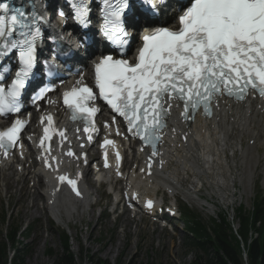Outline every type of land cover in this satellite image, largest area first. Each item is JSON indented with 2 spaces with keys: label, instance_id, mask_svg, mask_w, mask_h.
I'll return each mask as SVG.
<instances>
[{
  "label": "snow or ice",
  "instance_id": "1",
  "mask_svg": "<svg viewBox=\"0 0 264 264\" xmlns=\"http://www.w3.org/2000/svg\"><path fill=\"white\" fill-rule=\"evenodd\" d=\"M98 2L103 21L101 33L123 52L131 39L125 19L129 0ZM90 3L91 0H72L73 19L82 27L90 23ZM143 3L157 14L163 0H143ZM181 7L184 10L177 30L160 26L143 34L134 64L111 55L95 64L99 98L123 117L129 133L138 137L145 147H151L152 156L158 155L157 145L172 108L171 103L165 107V97L169 102L183 103L181 117L185 120L193 118L201 108L210 116L213 101L221 96L243 102L252 91L264 98V0H188ZM9 12L10 6L0 3V13H3L0 15V55L7 57L15 50L17 70L6 90L3 81L11 69L0 66V115L20 111L19 97L33 74L43 21L38 14L20 8L11 10L10 15ZM80 83L77 81V85ZM63 98L73 111L72 118L76 119V113L83 114L86 125L98 111L87 106L97 98L87 85L74 86L63 93ZM48 123L51 124L50 116ZM23 126L22 121L16 120L0 132V149L5 155L18 143ZM84 131L89 132V126ZM48 133L46 127L41 148L49 139ZM59 135L64 138V131ZM112 143L106 139L101 147ZM67 155L75 154L69 150ZM45 166H51L47 158ZM105 166H108L107 160ZM58 180L67 182L80 195L76 179L60 175ZM146 207L151 208L152 202L148 201Z\"/></svg>",
  "mask_w": 264,
  "mask_h": 264
},
{
  "label": "rangeland",
  "instance_id": "2",
  "mask_svg": "<svg viewBox=\"0 0 264 264\" xmlns=\"http://www.w3.org/2000/svg\"><path fill=\"white\" fill-rule=\"evenodd\" d=\"M262 153L263 150H260V155ZM261 170L262 164H259L252 180L247 181L245 179L244 184L241 185L237 181L238 187L234 190L236 196L234 194L235 197L228 202H223L220 198L221 201H219L218 198L214 197L213 200L216 205L213 207H209L206 202L200 201H190L188 205L208 220L211 216L215 217L221 208L224 209L226 212H223L227 215L225 221L231 224L230 227L233 231L238 228L237 222L234 221L235 210L239 205L249 210L256 190L264 189ZM18 177L15 173L11 180L14 181V186L11 189H7L5 181L0 178V216L4 212L7 213L10 224L34 223L32 233L29 234L28 238H18L27 251L24 258L25 264H52L53 258L46 256V252L51 250L58 253L62 250L59 236V231L62 228L67 231L68 247L73 253L75 264H92L90 259L86 257H90L94 261L97 259L106 261L107 264H190L194 258L193 253L184 247V229L178 219H171L166 222L157 220L155 222V219L140 216V220L141 218L142 220L136 221L133 216L131 219L128 218L131 214L127 212L122 218L121 216L115 218V213H111V208H108L109 203L107 204V201L109 202V199L106 200L95 193L94 198L98 199L97 205L86 207L87 210L85 211L77 210L73 216L65 215L64 211H61L60 214L65 223L60 222L58 224V222L51 220L48 210L47 212H42V208L40 209L41 212L40 210L34 211V209L28 210L31 197H33L32 194L39 191L37 188L40 185L38 183L36 190L33 191L30 186L34 181L30 177L26 180V175L24 177L25 186L28 187V193H26V187H20L19 182H16ZM21 181L23 182V179ZM16 188H19L20 192L25 188L26 191L23 192L26 194L21 195ZM99 191L103 192V189ZM209 192L210 190L206 187L197 196L208 200ZM200 203L207 205V207L201 206ZM42 205H44V199L37 201L38 207ZM124 217L128 219L127 224L122 222ZM161 225H165V228Z\"/></svg>",
  "mask_w": 264,
  "mask_h": 264
},
{
  "label": "bare ground",
  "instance_id": "3",
  "mask_svg": "<svg viewBox=\"0 0 264 264\" xmlns=\"http://www.w3.org/2000/svg\"><path fill=\"white\" fill-rule=\"evenodd\" d=\"M176 124V116L171 113L168 130L163 134L164 137L160 145L164 161L162 169L158 173L156 172L154 177L141 172L127 173L126 187H136L145 194L143 196L135 190L126 192L132 196V202L136 206L137 213L134 214V219L139 212L155 216L149 213H153L152 211L156 209V202L152 205V210L144 211L141 208L146 207L148 201H152L151 198L156 193V186L170 189L173 194L177 190L188 199L195 201L194 195L200 192L199 185H208L211 195L216 194L223 202H228L234 197L236 182L238 181L241 185L244 184L245 179L252 180L257 165L264 159L263 153L260 156V150H264V105L255 99L248 98L241 103L216 100L212 117L209 119L198 118L194 121L190 125L191 130L187 141L180 143L179 148L176 147L171 135L168 136L171 131L175 129L176 132L178 131L179 128L175 127ZM134 155L136 156V154ZM239 169L241 176L237 178L236 171ZM0 171L1 177L6 181V187L12 188L14 186L11 181L14 165L6 163L5 168H0ZM60 171L65 172L66 170L56 167V172ZM79 171L80 169H74L76 174ZM87 171L85 170L84 174ZM261 172L264 181V161ZM25 174L28 175L29 172L26 173L23 168L20 175L23 182ZM41 174L38 167L34 168V175L39 179V182H35V186L44 182L43 177L46 175ZM108 178L109 175L104 174L103 179ZM145 181L147 182L144 183ZM46 182H48L47 178ZM84 184L85 182H83ZM52 188L53 185L47 183L42 192L37 191L33 194L28 210H38L36 201L44 196L47 207L55 218L58 219V215L61 213L60 206L66 215L73 216L77 202H70L66 197L55 198L51 195ZM23 191L26 189L23 188ZM82 191V209L86 210L88 194L84 186ZM61 201L64 205L58 204ZM202 206L207 207L205 204ZM46 209L45 206L42 207V210ZM127 220V217H124L123 222L127 223Z\"/></svg>",
  "mask_w": 264,
  "mask_h": 264
},
{
  "label": "trees",
  "instance_id": "4",
  "mask_svg": "<svg viewBox=\"0 0 264 264\" xmlns=\"http://www.w3.org/2000/svg\"><path fill=\"white\" fill-rule=\"evenodd\" d=\"M235 214L238 222L235 232L221 214L218 221L211 220L206 224L194 221L193 227H188L192 236L186 238L185 246L194 255L190 264H264V195L255 196L249 210L239 207ZM189 219L196 217L190 214ZM18 230L19 225L13 223L3 233L0 225V264H25L27 251L17 238ZM28 232L29 229L24 235L27 236ZM60 242L62 250L58 253L49 250L46 256L53 258L52 264H75L63 232ZM7 248L13 250L9 262ZM86 258L92 264H107L106 261Z\"/></svg>",
  "mask_w": 264,
  "mask_h": 264
}]
</instances>
